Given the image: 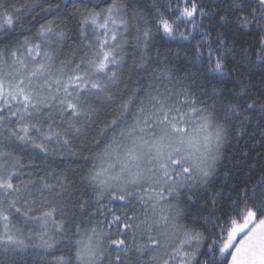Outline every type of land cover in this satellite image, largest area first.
Here are the masks:
<instances>
[{
	"label": "trees",
	"instance_id": "trees-1",
	"mask_svg": "<svg viewBox=\"0 0 264 264\" xmlns=\"http://www.w3.org/2000/svg\"><path fill=\"white\" fill-rule=\"evenodd\" d=\"M114 2L122 6L120 18L126 24L116 28L115 42L109 40L110 47L119 46L120 64L118 68L109 66L110 72L116 71L117 79L106 91L85 92L84 110L76 117L68 113L61 116L57 101L41 107L39 112L29 109L31 118L25 114L23 122L7 110L2 113L5 119L0 121V152L4 155H0V176L7 178L11 173L12 184L24 187L19 194L8 197L0 190L7 209L3 216L8 217L4 220L0 216V264H59L61 258L74 261L78 224L81 232L90 234L95 228L98 233H108L109 239H124L129 247L126 253H119L120 264H164L166 260L179 264L178 260H170L173 247L184 232H199L204 239L197 249V261L203 262L212 255L208 245L214 238L226 236L230 221L243 222L239 211L245 202L253 206L264 199V183H260L264 180V19L258 0H187L188 7L193 2L198 5L195 26L191 21H177L172 37L157 30L158 20L162 15L176 20L185 0H0L5 11L19 10L14 26L0 30V50L6 49V55L17 51L27 65L13 64L7 55V64L0 68L17 79L24 78L28 85L29 74L44 63V53H49L53 59L51 79L45 84L47 77L31 78V88L42 98L50 97L55 94L54 81L58 77L66 80L81 61L86 66L98 49V41L104 39L103 30L96 32L92 25L81 28L83 17L89 12L103 13ZM50 6L51 10L46 11ZM49 26L53 33L42 37V27ZM145 30L150 32L147 41ZM59 32L64 33L63 37L55 35ZM36 44L41 47L34 61L27 49ZM217 59L223 64L221 72L214 71ZM157 92L163 96L171 92L172 102L178 106L184 100L195 99V106L205 109L203 115L211 113L212 132L217 125L223 126L225 137L211 175L206 181H189L170 197L164 191L165 200L154 197L159 201L154 211L135 197L129 202L111 200L107 191L97 200L99 181L91 177L107 169L112 160L108 156L98 158V154L113 137L119 139L121 129L135 124L140 102L150 108L149 97ZM130 99L134 103L125 110L124 102ZM233 104L237 106L235 112L230 110ZM18 107L22 105L14 104L12 110ZM114 119L121 120L119 127L107 131ZM201 123L202 119L193 116L182 126L198 134L194 130ZM24 124L35 125L40 131L31 128L29 138L21 140L13 132H19ZM147 131L159 135L155 127ZM50 132H59L60 136L44 140ZM41 143L46 151L38 147ZM122 143L131 147L130 140ZM108 175L105 173L101 179ZM141 183L158 187L147 179ZM245 189L247 201L242 197ZM10 200H15V208L8 207ZM53 208L54 219L63 230L51 225L43 235L34 218ZM114 216H119L121 222L110 225ZM128 217L139 226L135 232L123 230ZM221 226H225L223 234ZM8 236L23 241V245L7 243ZM103 246L108 251L102 264H112L117 249L109 247L108 240ZM215 256L224 259L218 248Z\"/></svg>",
	"mask_w": 264,
	"mask_h": 264
},
{
	"label": "snow or ice",
	"instance_id": "snow-or-ice-1",
	"mask_svg": "<svg viewBox=\"0 0 264 264\" xmlns=\"http://www.w3.org/2000/svg\"><path fill=\"white\" fill-rule=\"evenodd\" d=\"M260 8L261 19H264V0H258ZM58 7V5L56 6ZM51 6L46 11H50ZM198 10V5L193 2L191 7L185 6L179 9V15L176 20H169L163 15L158 20V31L162 32L169 37L174 35V25L177 21L194 22V15ZM122 6L118 3H112L103 13L89 12L81 20V28L86 26H94V31L99 32L103 30L104 39L98 41V49L93 53L90 61H81L73 69V74L69 75L66 80L57 78L54 83L56 84L55 94L48 98H42L38 91L31 88V78L47 77L45 84L51 79V64L53 62L52 56L45 52L44 63L38 64L36 69L29 74V84L25 85L24 78H19L12 72H4L0 68V121L5 119L2 114L5 110L18 121L23 122L25 114L31 118L32 109L39 112L41 107H49L52 101H57L60 106V114L63 116L65 113L70 114L72 117L79 116L81 111L84 110L85 102L82 97L85 92L91 93L95 90L96 93L107 90L109 84L117 79L116 71H109V66L112 65L116 68L119 67L120 60L117 58L118 53L116 47L109 46V40L115 42L117 39L116 28L120 25H125L126 22L120 18ZM19 10L7 12L0 5V30L5 28H12L14 26L16 17ZM201 11V15H204ZM256 9H253V16L255 18ZM102 21V22H101ZM111 25V29L109 28ZM111 36L109 37V32ZM139 31V30H138ZM53 29L51 26L43 28L40 35L43 37L46 34H52ZM55 35L63 37L64 33L59 32ZM183 33L181 36L183 37ZM145 41L150 36V32L145 30L143 32ZM185 39L187 37H184ZM40 44L29 46L27 54L35 61L40 55ZM261 47L264 48V38L261 40ZM7 50H0V66L7 64V55H10L13 64H20L27 67L24 60L17 51H12L7 54ZM209 57L211 58V49H209ZM11 67V65H9ZM81 68L83 71L81 72ZM223 69L222 62L217 59L214 71L221 72ZM62 71V70H61ZM106 78V79H105ZM50 87V85H49ZM62 92V95L60 93ZM187 92V90H185ZM172 93L169 92L167 96L160 95L159 92L155 96H150L148 103L150 108L144 107V101L140 102L136 122L132 127L121 129L119 139L113 137L109 144L103 149V152L98 154V158L103 159L105 156L111 157V163L108 164L107 169H102L96 172L91 177L92 180L99 181L100 192L97 195L99 200L105 191L109 192L111 200H120L129 202L131 198L135 197L138 202L147 206H151L153 211L159 201L154 197L158 196L160 200H165L167 197L163 195L164 191L168 192L169 197L177 192V189L184 187L189 181L198 179L206 181L211 175V172L218 159L221 144L224 141L225 131L223 126L217 125L214 132H208L212 123L211 113L203 115L204 108H197L196 101L184 100L179 106L172 102ZM22 105V108H16L13 111L14 104ZM134 103L132 99L124 102V109L127 110L129 105ZM253 107V105H249ZM187 108L188 111L183 109ZM231 111H237L235 104L230 105ZM264 110V109H262ZM123 115V114H122ZM195 116L197 119H202L203 123L199 124L194 130L196 133H207L194 136L190 133L187 125L190 119ZM120 119H114L112 126L107 131H115L119 127ZM140 125H143L141 127ZM51 128V125H49ZM156 128L159 135L148 132L147 130ZM31 128H36L35 125L24 124L19 132H13L21 140L28 139V133ZM39 132L40 129L36 128ZM22 133V135H21ZM107 134L106 132L104 133ZM145 135L151 138L146 139ZM59 137L60 133H49L44 136V140H49L51 137ZM123 140H130L131 147L122 143ZM34 142V141H33ZM67 143V141H65ZM42 151H46L43 143L38 145ZM0 155H4L0 152ZM142 162L144 168H142ZM119 166V171H116ZM108 173L107 179H101V176ZM115 173V174H112ZM153 177L155 180L153 181ZM147 181L150 184H156L152 187H144L141 181ZM264 183V180L260 181ZM165 185H170L165 188ZM258 185H254L253 188ZM23 185L14 186L12 184V174L9 173L7 178L0 176V190H3V196L8 197L12 194H19ZM264 196V193H262ZM147 197V198H146ZM242 197L247 201L248 190L245 189ZM15 200H10L8 203L9 208H15ZM3 207V199H0V216L7 220V216H3L6 211ZM19 212V209H16ZM53 208L46 211L40 217L34 219L39 221L40 228L43 235H47L48 229L51 225H55L57 229L63 230V226L58 224L54 219ZM243 216V222L238 223L236 219H232L230 224L227 225L226 236L221 235L213 239V243L208 245L209 253L212 255L203 262L197 261V249L204 239L203 235L195 231L184 232L183 238L179 239L178 243L173 247V255L170 260H178L179 264H264V199H260L258 204L249 206L245 202L244 208L239 211ZM259 217V218H258ZM133 217H128L127 221L123 224L125 232H135L139 226L132 223ZM121 218L114 216L112 221L108 223L119 224ZM79 238L75 240V257L74 261L69 258L64 261L61 258L59 264H102L105 253L108 251L103 246L105 240H108L109 247L115 246L117 249V256L112 264H120L121 251L127 252L128 245L124 239H109L108 233L97 232L95 228L91 233L81 232V226H76ZM223 234L225 226L220 229ZM238 243L236 242L238 237ZM3 239V238H0ZM135 239V237H133ZM151 239V238H150ZM195 242L196 247L192 248ZM7 243L22 246L23 241L7 237ZM152 244H157V241H151ZM50 246V245H49ZM187 248H192V251H187ZM219 249L221 260L215 256L216 249ZM141 251V249H137ZM228 255L231 259L228 260ZM164 264H169V261H164Z\"/></svg>",
	"mask_w": 264,
	"mask_h": 264
},
{
	"label": "rangeland",
	"instance_id": "rangeland-1",
	"mask_svg": "<svg viewBox=\"0 0 264 264\" xmlns=\"http://www.w3.org/2000/svg\"><path fill=\"white\" fill-rule=\"evenodd\" d=\"M14 75H15V74H14ZM208 132H212L211 129H208ZM204 134H207V133H198V134H193V135H194V136H196V135H200V136L202 137V135H204ZM242 235H243V234H241V236L238 237V239H237V241H236L237 243H238V241H239V238H242Z\"/></svg>",
	"mask_w": 264,
	"mask_h": 264
}]
</instances>
